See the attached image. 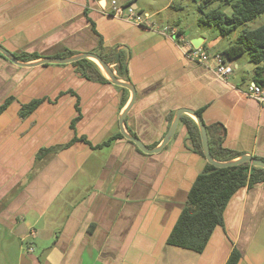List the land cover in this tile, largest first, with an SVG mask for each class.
Masks as SVG:
<instances>
[{
	"label": "crops",
	"instance_id": "crops-1",
	"mask_svg": "<svg viewBox=\"0 0 264 264\" xmlns=\"http://www.w3.org/2000/svg\"><path fill=\"white\" fill-rule=\"evenodd\" d=\"M177 30L183 42L170 29L113 16L106 0H0V46L38 57L25 63L99 55L100 42L103 54L124 57L127 76L109 65L135 91L124 131L148 149L163 141L178 110H189L224 129V149L264 161V106L246 96L264 80V60L226 59L233 72L219 79L185 51L200 39L207 54L222 55L229 46L209 51L223 37L206 46L205 32ZM38 99L21 118V107ZM131 99L72 64L27 68L0 56V106L8 101L0 113V237L17 244L15 263L226 264L234 250L237 264H264V182L232 195L202 253L166 244L206 160L192 149L185 121L195 119L187 113L157 154L116 138ZM51 148L59 149L37 160Z\"/></svg>",
	"mask_w": 264,
	"mask_h": 264
},
{
	"label": "trees",
	"instance_id": "trees-1",
	"mask_svg": "<svg viewBox=\"0 0 264 264\" xmlns=\"http://www.w3.org/2000/svg\"><path fill=\"white\" fill-rule=\"evenodd\" d=\"M219 1L224 6L231 8V14L226 15L219 9L205 13L199 7L198 24L217 28L221 37H225L240 29L236 41L223 51V60H234L244 54H248L251 62H262L264 60V24L254 29H247L246 26L249 22L264 15V0ZM101 46L102 42H100L98 56L108 65L115 64L119 74L127 76L124 57L112 51L108 54H103ZM0 56L3 57L1 54ZM70 56H73V53L66 52L60 55V57ZM16 57L22 62L38 59L35 55L25 54H20ZM72 65L76 68L77 73L88 81L108 82L97 65L91 60L82 59L72 63ZM263 71L260 70V73H263ZM255 83L264 86V80H257ZM40 103L41 100L38 99L23 105L19 111L20 117H27ZM7 104L8 101L0 106V113L7 107ZM197 115L200 116L199 113ZM185 125L193 151L205 158L197 124L192 120H186ZM205 128L208 136L209 151L215 161L228 162L241 156L240 153L232 152L222 147L224 139V129L222 127L213 125L205 126ZM122 137L121 134H118L116 138ZM112 141L113 139H109L102 146H107ZM71 143L63 147L66 148ZM57 149L59 148L39 150L37 160L43 159L50 153H55ZM261 182H264V170L252 167L247 163L228 168H216L206 163L203 171L196 177L188 192L187 201L166 240V244L202 253L214 229L223 225L222 214L232 195L242 187L249 188ZM238 259L237 252L233 250L226 264H237Z\"/></svg>",
	"mask_w": 264,
	"mask_h": 264
},
{
	"label": "rangeland",
	"instance_id": "rangeland-1",
	"mask_svg": "<svg viewBox=\"0 0 264 264\" xmlns=\"http://www.w3.org/2000/svg\"><path fill=\"white\" fill-rule=\"evenodd\" d=\"M106 2L108 9L111 10L112 3H115L116 8H123L126 13L130 9V4L126 3L128 2L135 4L137 6V8L133 10L135 19L139 18L146 23H152L162 30H169L170 28H182L187 32H191L192 36L194 35L193 30L195 29L197 31H203L207 34L206 46H208L209 43L214 42V40L219 37V32L215 27H207L203 25L199 26V7H201L205 13L217 9L225 12L229 9L228 6H224L219 0L213 1L211 3H206L203 0H106ZM167 4H172V6L166 7ZM263 24L264 15L249 22L246 28L254 29ZM239 32L240 29H237L229 35L221 38L222 42L216 46H213V48H211L209 51L210 54H214V52L221 50V48L230 46L232 43H234ZM242 56L246 59L249 58L248 54H244ZM93 62L97 64L95 61ZM237 62L238 60L233 61V63ZM238 63L241 70V61ZM7 242V238L3 236L0 237V264H16L15 249L17 248V244L14 243L12 245L11 243ZM22 245L25 247L26 243H22Z\"/></svg>",
	"mask_w": 264,
	"mask_h": 264
},
{
	"label": "water",
	"instance_id": "water-1",
	"mask_svg": "<svg viewBox=\"0 0 264 264\" xmlns=\"http://www.w3.org/2000/svg\"><path fill=\"white\" fill-rule=\"evenodd\" d=\"M131 8H133L135 10L134 5L133 6L131 5ZM201 43H202V41L200 39H196V40H193L191 44H192L193 48L197 49L200 47ZM0 54L3 57H5L7 60L12 62L13 64L18 65L20 67H27V68L36 67V66H40V65H66V64H72V63L80 61L82 59H88V60L95 61L100 66L102 72L104 71L103 76L109 82H111L114 85L123 87V88H125L131 92L132 99L130 101V104L122 112V114L118 118L119 129H120V133L122 134V136L126 140H128L129 142L133 143L144 154H157V153H159L166 146V144L169 142L172 135L174 134V131L177 127L180 116L183 113H187V114H190L194 117L195 122L197 124L199 134H200V139H201L202 151H203V155L205 157L206 163H208V164H210L216 168H228V167L238 166V165L243 164V163H247L252 167L264 170V161L260 160V159H254L249 155H242L241 157L234 159V160H231V161H228V162L215 161L212 158L210 151H209L208 136H207L205 125L203 124V122L201 121V119L198 117V115L196 113L189 111V110H178L175 113L174 119H173V122H172V125L170 127L169 132L164 137L163 141L159 144V146L154 148V149H148L138 139L126 134V132L124 131L123 125H124L125 116L129 110V108L132 106L133 101H134V97H135L134 88L128 82H121V81L117 80L115 78V75L112 73L109 65L106 64L98 55H95L92 53H81V54L73 55L70 57H46V58L40 59V60L35 61V62H31V63H25L24 62V63H22L17 59L16 56H14L12 53H10L9 51H7L6 49H4L1 46H0Z\"/></svg>",
	"mask_w": 264,
	"mask_h": 264
},
{
	"label": "built area",
	"instance_id": "built-area-1",
	"mask_svg": "<svg viewBox=\"0 0 264 264\" xmlns=\"http://www.w3.org/2000/svg\"><path fill=\"white\" fill-rule=\"evenodd\" d=\"M133 10L134 9L130 7L126 13L123 8H116L115 3H112L111 13L113 16L120 18L124 17L135 24L142 25L145 21H142L139 18L135 19ZM170 33L171 35L178 36L179 41L183 42V38L177 29L170 28ZM185 53L187 57L197 60L199 63L204 64L205 66L211 65L214 73L219 79L225 80L233 72L232 67L228 65L225 60H223V57L220 54L210 56L201 48L195 49L192 47L186 50ZM246 96L255 100L261 106H264V86L256 84L249 86ZM28 250L30 252L32 251L31 249Z\"/></svg>",
	"mask_w": 264,
	"mask_h": 264
}]
</instances>
